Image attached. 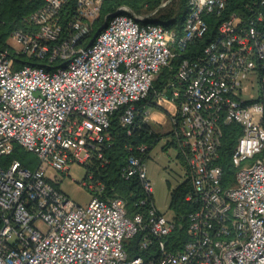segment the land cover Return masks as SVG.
Segmentation results:
<instances>
[{
	"label": "built area",
	"instance_id": "obj_1",
	"mask_svg": "<svg viewBox=\"0 0 264 264\" xmlns=\"http://www.w3.org/2000/svg\"><path fill=\"white\" fill-rule=\"evenodd\" d=\"M102 2L43 0L26 17L34 28L11 32L18 49L0 50V264H264V0H234L227 11L230 0H188L180 30L152 21L156 9L120 5L79 44ZM211 14L220 19L204 40ZM174 56L178 86L169 97L152 86ZM149 100L167 116L187 167L183 221L153 205L144 143L128 147L118 175L137 179L145 212L130 218L123 198L107 195L91 172L80 182L92 194L84 206L54 186L70 163L102 157L114 113L129 133L137 103ZM150 110L142 119L157 125ZM230 123L240 132L225 186L219 146ZM15 147L35 162L1 159ZM135 236L138 253L129 255Z\"/></svg>",
	"mask_w": 264,
	"mask_h": 264
},
{
	"label": "trees",
	"instance_id": "obj_2",
	"mask_svg": "<svg viewBox=\"0 0 264 264\" xmlns=\"http://www.w3.org/2000/svg\"><path fill=\"white\" fill-rule=\"evenodd\" d=\"M165 1L168 2L170 0H103L98 14V19L96 20L90 35L82 38L79 41V44L86 45L93 38L92 36L104 21V17L120 5L127 6L134 13H148L156 9L153 13L155 16L152 21L160 22L166 27H175L177 30H180L188 0H179L178 8L175 11L170 9L165 10L167 3L166 6L160 7V5ZM42 2L43 0H0V50H4V48L9 49L10 51L12 50L8 43V38L13 30L34 28V26L26 20V17L30 12L41 6ZM73 7L74 1L69 2V4L65 7L62 18L65 23L69 20V13H72ZM233 7L234 0H230L226 11ZM219 19V17H216V15L213 14L206 18L208 29L204 40H210L214 35L215 27ZM201 44L202 42H196L193 46L189 47L186 53H193V51L197 50ZM19 58L27 59L30 63L41 64V62H38L34 58H27L24 56H19ZM179 59L180 56H174L168 65L161 67L157 71V75L152 86L154 91L169 97L172 95V88L178 86L175 81V70ZM136 106L138 113L135 115L134 122L132 127L129 129L131 130L129 133L126 128L121 127L119 123V112H116L111 116L108 128V131H110V140L108 144L101 146L102 157L97 158V154H95L91 163L86 167L88 172H91L95 179H99L104 183L107 195H114L123 198L125 201L126 213L130 218L138 213L145 212L148 209V205L139 204L140 198L143 197V192L138 186L137 179L120 178L118 175L119 167L131 153L128 149L129 146L134 147L140 143L146 144L147 150L144 152L143 156L145 158L148 148L152 146L159 137V134L151 129L150 122H145L142 119L146 108L157 110L159 107H156L152 100H149L148 103H145V101H139ZM222 128L223 136L219 146L221 149V155L218 162L223 168L222 184L228 186L233 183L234 172L236 169L235 166L231 165L229 157L233 148V142L240 132V127L236 123H230L223 125ZM16 151H18L17 147H15L13 151L14 153L7 157L6 160L13 158ZM178 155L184 163V159L180 154L179 148ZM189 188L190 185L186 179L185 182L179 185L177 189L172 190L170 193L169 205L171 209L174 210L177 218L181 219V221H183L184 214L189 209L188 204L183 202V195ZM136 239L137 236L125 243L128 248L129 255H135L138 253L137 249H135Z\"/></svg>",
	"mask_w": 264,
	"mask_h": 264
},
{
	"label": "rangeland",
	"instance_id": "obj_3",
	"mask_svg": "<svg viewBox=\"0 0 264 264\" xmlns=\"http://www.w3.org/2000/svg\"><path fill=\"white\" fill-rule=\"evenodd\" d=\"M178 5L179 0H170L167 2V6L165 4L160 5V7L166 6L165 10L170 9L175 11ZM154 16L151 15L152 20ZM8 43L12 51L18 49L10 37L8 38ZM150 127L159 134V137L148 148L144 158V167L146 168V174L152 188V203L159 213L168 217L172 214V209L169 205L170 193L185 182L187 178V167L178 155V148L170 133L171 129L168 119L162 126H156L150 123ZM7 157H2L1 159H6ZM14 157L25 164L35 162V154L25 151L22 148L16 151ZM252 160L247 161L245 164H250ZM87 172L88 170L85 165L75 162L70 163L68 166V174L59 173V180L54 182V186L73 202L84 206L92 197L90 190L80 185V182L86 178Z\"/></svg>",
	"mask_w": 264,
	"mask_h": 264
},
{
	"label": "crops",
	"instance_id": "obj_4",
	"mask_svg": "<svg viewBox=\"0 0 264 264\" xmlns=\"http://www.w3.org/2000/svg\"><path fill=\"white\" fill-rule=\"evenodd\" d=\"M150 114H151L152 118L159 120L160 123L157 124L158 126H162L167 122V116L164 113H162L161 111L150 110ZM150 123L154 124L153 121Z\"/></svg>",
	"mask_w": 264,
	"mask_h": 264
},
{
	"label": "water",
	"instance_id": "obj_5",
	"mask_svg": "<svg viewBox=\"0 0 264 264\" xmlns=\"http://www.w3.org/2000/svg\"><path fill=\"white\" fill-rule=\"evenodd\" d=\"M99 29H100V28H99ZM97 32H98V31H96V32L94 33V35H93V36H95V35L97 34Z\"/></svg>",
	"mask_w": 264,
	"mask_h": 264
}]
</instances>
